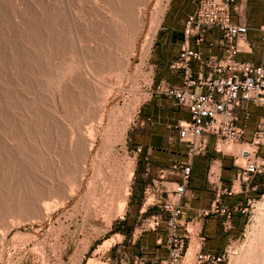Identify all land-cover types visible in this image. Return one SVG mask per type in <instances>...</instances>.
Listing matches in <instances>:
<instances>
[{"label":"rangeland","instance_id":"1","mask_svg":"<svg viewBox=\"0 0 264 264\" xmlns=\"http://www.w3.org/2000/svg\"><path fill=\"white\" fill-rule=\"evenodd\" d=\"M122 3L121 0H0V7L4 9L0 8V45L6 43V51H9L11 46H8L15 44L16 48L19 47L20 56L23 53L21 59L17 60L20 64L14 62V68L18 71L10 67L13 65L9 52H6V57L11 59L7 58L9 63L5 62L4 65L11 64L6 66L11 68V72L0 61V68L4 67L1 72L8 71L3 75L0 72V86L3 87L0 91L2 93L7 88L6 92L12 87L10 91L15 93H12L13 97L7 95L10 91L6 92L7 96L3 93L4 97L0 94L2 99H8L5 101L7 107L11 106V112L7 111L9 117L2 111L7 108L3 105L5 103H0V113L3 112L0 115L9 117L8 120L3 116L0 118V264H88L89 261L91 264H107L105 260L111 253L105 252L112 250L110 247L113 243L120 242L126 250L132 246L127 239L136 221L137 203L144 182L139 157L127 148L126 138L136 123L141 105L155 96L152 91L159 81L151 59L159 42L166 0H146L144 6L140 1L127 0V17L121 14L124 13L120 6ZM36 16L46 22H39ZM31 24L34 28H30ZM38 26L44 31L39 32ZM31 29L34 31L32 34ZM34 33L37 41H32ZM3 34L6 39L1 37ZM101 53L109 55L113 70L99 64L97 59L100 57V62L106 61ZM116 60L125 62V67H114ZM12 72L16 75H12ZM85 78H89V81ZM8 84L12 86L8 88ZM63 87L68 88L74 101L67 100ZM50 110L63 119L62 123L70 127L68 129L72 134L77 126L83 132L93 134L95 147L86 158V171L81 172L73 158L68 173L63 172L61 164L57 165L55 157L57 159L61 147L67 151L68 143L61 127L54 124L56 116L50 118ZM11 124L18 129H15V134L20 132L19 136L10 132L13 128ZM230 148L237 150L238 146ZM230 148L222 151L233 153ZM97 155L99 163L94 166ZM128 162L129 165H126ZM236 164L243 165V161L240 159ZM129 173L132 175L129 195L122 212L116 213L115 199L103 205L95 204L99 198V193L94 192L95 180L115 175L116 183L126 179ZM26 178L45 185L49 182L52 190L48 188V194L37 195ZM57 186L62 195L60 192L58 194ZM41 197L47 216L30 217L31 220L23 216L26 209L22 212L20 208V213L16 208L19 211L16 217L11 211L12 207L26 205L29 200L35 205L34 202ZM255 200L259 201V197ZM130 201L133 218L128 226L125 218ZM6 212L11 213V217ZM258 212L256 203L251 217L245 219L240 232L228 244L223 264H264V210L259 220ZM191 257L189 255L186 261L189 262Z\"/></svg>","mask_w":264,"mask_h":264},{"label":"built area","instance_id":"2","mask_svg":"<svg viewBox=\"0 0 264 264\" xmlns=\"http://www.w3.org/2000/svg\"><path fill=\"white\" fill-rule=\"evenodd\" d=\"M196 2L195 11L185 20L178 56L168 65L171 73L180 76V83L163 80L152 91L189 113V120L178 122L174 127L179 143L184 146V159L157 169L154 175L150 161L145 159L136 221L127 239L133 245L141 235L161 231L166 257L157 264H223L227 247L218 256L203 250L204 223L208 219L219 220L222 230L228 232L233 228L235 215L249 219L257 201L246 194L258 189V185L252 184L255 178L264 179V117L258 121L249 140L244 139L245 126H238L239 113L246 105L264 108V62L257 65L236 60L239 53H250L251 43L247 39L248 27L232 20L234 0ZM211 30L221 33L216 43L219 56L204 55L199 49ZM260 33L264 43V23ZM192 63L197 64L196 70ZM148 123L149 119H143L136 120L135 124L142 127ZM210 137L214 140V151L231 157L238 172L226 186L219 167L209 165L205 176L211 195L209 206L186 217L193 160L206 154ZM232 146H238V150L227 154L222 151ZM139 152V148L135 150ZM240 159L243 165L236 164ZM240 196L245 197L244 203L239 198L225 203V199ZM260 200L264 201V193ZM191 245L192 257L187 262ZM134 264L144 262L137 258Z\"/></svg>","mask_w":264,"mask_h":264},{"label":"crops","instance_id":"3","mask_svg":"<svg viewBox=\"0 0 264 264\" xmlns=\"http://www.w3.org/2000/svg\"><path fill=\"white\" fill-rule=\"evenodd\" d=\"M197 7L196 0H169L159 28V42L152 54V64L156 69L157 81H169L173 84L180 83V76L168 70L169 63L178 56L180 44L183 41L184 23L188 15L192 14ZM232 20L236 24H245L248 27L247 39L251 43L250 53H239L236 57L240 62H251L260 64L264 62V43L261 41L260 28L264 23L263 0H234L232 6ZM221 33L211 30L205 37V42L199 48L204 55L219 56L220 50L216 43ZM192 44V42H190ZM209 45H212L209 48ZM196 70L197 64L192 63ZM158 82V83H159ZM248 118L245 119V115ZM264 117V108L246 105L239 113L238 126H245L244 139L249 140L255 131L258 121ZM149 119L150 123L140 127L134 124L130 129L126 144L131 153L139 157L141 166L145 159L152 165L153 175L157 169L167 167L175 162L183 161L184 146L179 143L177 131L174 129L178 122L189 120L186 109L177 107L171 99L155 95L141 105L138 112V120ZM214 140H208L206 154L193 160L192 175L190 182V199L186 203V217H191L199 209L209 206L211 195L205 183L206 170L209 165L215 164L219 167L224 185L229 186L236 178L238 168L235 167L231 157L225 155L215 157L219 154L214 151ZM139 153H135L136 149ZM263 184L260 186V184ZM253 185H258L256 191H250L247 197L256 199L264 193V179L255 178ZM243 203L245 197H233L225 199V203H232L236 199ZM138 208V203H137ZM133 205L130 201L125 220L126 225L132 222ZM245 217L235 215L233 217V228L224 232L219 220L208 219L204 223L203 233L206 237L204 252L212 255H221L231 239L236 237L244 224ZM124 224V223H123ZM117 235V234H116ZM124 237V236H123ZM165 237L159 231L157 233H146L141 235L137 241L124 249L120 242L113 243L105 253L110 252L106 258L107 264H134L137 258L142 259L144 264H157L166 257Z\"/></svg>","mask_w":264,"mask_h":264},{"label":"bare ground","instance_id":"4","mask_svg":"<svg viewBox=\"0 0 264 264\" xmlns=\"http://www.w3.org/2000/svg\"><path fill=\"white\" fill-rule=\"evenodd\" d=\"M3 1V0H2ZM53 1H58V0H53ZM105 1V0H104ZM134 1H140V3L142 4V6H144V4H145V2H146V0H134ZM123 2V3H122ZM121 3L122 4H120V6H121V8H122V10L124 11V13H121V14H125V16L127 17V15H126V10H125V7L127 6V0H121ZM119 4V3H118ZM139 4V3H138ZM129 5V4H128ZM8 7V6H7ZM1 9H2V7H0ZM42 9V8H41ZM142 9H143V7H142ZM2 10H4V9H2ZM10 10V9H9ZM120 10V9H119ZM1 12H3V11H1ZM40 12V11H39ZM53 12V11H52ZM137 12V11H136ZM1 14V13H0ZM143 14V13H142ZM35 15V14H34ZM33 16V15H32ZM1 17V16H0ZM34 17V16H33ZM36 19L38 18V16H36L35 17ZM42 18V17H41ZM125 18V17H124ZM38 21L39 20H41L42 22L44 21L43 19H37ZM154 20H155V17H154ZM159 20V19H158ZM158 20H157V22H158ZM5 21V20H4ZM8 21V20H7ZM33 21V20H32ZM37 21V22H38ZM34 22V24H36L35 22H36V20H34L33 21ZM32 22V23H33ZM40 22V21H39ZM46 21H44V23H45ZM134 22V21H133ZM156 22V23H157ZM6 23V22H5ZM8 23V22H7ZM22 23V22H21ZM23 23H24V21H23ZM1 24V23H0ZM10 24V23H9ZM17 24V23H16ZM41 24H43V23H41ZM133 24V23H132ZM33 24H31V26H32ZM36 25H39V26H41L40 24H36ZM35 25V26H36ZM43 25H45V24H43ZM47 25V24H46ZM104 25V24H103ZM157 25H158V23H157ZM156 25V26H157ZM4 27H5V25H3ZM8 26V25H7ZM38 26V27H39ZM3 27V28H4ZM10 27V26H9ZM18 27V26H17ZM37 27V26H36ZM35 27V28H36ZM128 27V26H127ZM30 28H34L33 26L32 27H30ZM46 28V27H45ZM55 28V27H54ZM59 28V27H58ZM64 28V27H63ZM8 29V28H7ZM42 29V28H41ZM41 29H40V27H39V32H43L44 30H42L41 31ZM47 29V28H46ZM36 30V29H35ZM111 31V30H110ZM1 32V31H0ZM2 32H3V30H2ZM34 32V31H33ZM32 32V29H31V34L33 33ZM57 32V31H56ZM106 32H107V30H106ZM21 33V32H20ZM23 34V33H22ZM35 34V33H34ZM55 35V34H54ZM106 35V34H105ZM32 36V35H31ZM57 36V35H56ZM1 37H3V38H5L6 36H4V34L1 36ZM33 37V36H32ZM32 37H31V39H32ZM40 37H42V36H40ZM65 37V36H64ZM63 37V38H64ZM34 39L32 40V41H37V37H36V34L34 35V37H33ZM95 38V37H94ZM110 38V37H109ZM6 39V38H5ZM4 39V40H5ZM9 40V39H8ZM14 40V39H13ZM3 41V40H2ZM11 41V40H10ZM31 41V42H32ZM73 42V41H72ZM11 43V42H10ZM12 43H14V41L12 42ZM4 45H2V43H1V45H0V61H2V64L4 65V64H6L5 62H8V60H7V58L9 57H6V55H7V53L9 52L10 53V55L12 56V65L13 66H10V65H6V66H10L11 68H13V69H15V70H17V68H14L15 67V61H17V60H19V59H21L20 57L23 55V53H22V55L20 56V51H19V47H15L16 45L15 44H13V45H9L8 47H10L9 48V51L7 50L6 51V49H7V45H6V43H3ZM9 44V43H8ZM19 44V43H18ZM35 44V43H34ZM13 46V47H12ZM103 46V45H102ZM48 48V47H47ZM70 48V47H69ZM94 48V47H93ZM102 48V47H101ZM53 49H54V47H53ZM55 49H56V47H55ZM89 49V48H88ZM99 49V48H98ZM102 49H104V48H102ZM58 50V49H57ZM71 50V49H70ZM91 50H93V49H91ZM90 50V51H91ZM100 50V49H99ZM52 51H55V50H52ZM7 52V53H6ZM87 52H88V50H87ZM96 52V51H95ZM98 52V51H97ZM96 52V53H97ZM100 52H102V51H100ZM118 52V51H117ZM58 53H60V52H58ZM91 53V52H90ZM94 53V52H93ZM52 54V53H51ZM72 54V53H71ZM88 54V53H87ZM102 54V53H101ZM49 55H50V53H49ZM59 55V54H58ZM57 54H56V56H58ZM108 55V54H107ZM10 56V57H11ZM54 56V55H53ZM55 56V57H56ZM62 56V55H61ZM97 56V55H96ZM36 57H37V55H36ZM75 57V56H74ZM90 57V56H89ZM93 57V56H92ZM99 57V56H98ZM97 57V58H98ZM102 57H103V60L105 59L106 61L103 63V61H101L100 62V58H96L97 60H98V62H99V64L101 63V65L102 66H104V67H107V68H110L111 69V63H110V59H109V55L108 56H106V54H102ZM22 58H24V56L22 57ZM30 58V57H29ZM54 58V57H53ZM95 58V57H94ZM8 59H11V58H8ZM52 59V58H51ZM56 59V58H55ZM100 59V60H99ZM7 60V61H6ZM23 60V59H22ZM26 60V59H25ZM37 60H38V58H37ZM62 60V59H61ZM56 61V60H55ZM114 61V60H113ZM127 61V60H126ZM15 62V63H14ZM18 63H19V61H17ZM22 62H25L24 60L22 61ZM27 62V61H26ZM98 62H96V63H98ZM9 63V62H8ZM95 63V64H96ZM20 64V63H19ZM36 64V63H35ZM125 62H123V61H117L116 60V64H115V66L114 67H116L117 69H121L122 67H125ZM5 66V65H4ZM5 66V67H6ZM97 66H98V64H97ZM100 66V65H99ZM98 66V67H99ZM10 67H6L7 68V70L10 68ZM93 67V66H92ZM1 68H4L3 66L1 67ZM1 68H0V72L2 71L1 70ZM6 68H5V70L4 71H6ZM11 68L9 69V72H11L10 70H11ZM102 67H100V69H101ZM106 69V68H105ZM115 69V68H114ZM15 70H13L15 73L18 71H15ZM106 70H109V69H106ZM111 70H113V69H111ZM14 72H12L13 74L12 75H14L15 73ZM2 73V72H1ZM0 73V74H1ZM3 73H8V71H6V72H3ZM3 73L1 74V75H3ZM5 75V74H4ZM10 75H11V73H10ZM16 75V74H15ZM8 77V76H7ZM11 77V76H10ZM9 77V78H10ZM12 78V77H11ZM10 78V79H11ZM13 79V78H12ZM89 78H85V80H87V81H89L88 80ZM82 80H84V79H82ZM1 82V81H0ZM9 82H10V80H9ZM12 82V81H11ZM86 81H84L83 83H85ZM94 83V82H93ZM12 84V83H11ZM86 84V83H85ZM2 85V84H1ZM5 86L6 85H4V88H5ZM7 86H9V84L7 85ZM10 86H12V85H10ZM10 86L8 87V88H10ZM0 88H1V86H0ZM12 88V87H11ZM10 88V89H11ZM2 89H3V87L1 88V91H2ZM7 89V88H6ZM5 89V90H6ZM10 89L8 90V91H10ZM15 89V88H14ZM5 90H3L4 92H2L1 93V91H0V94H2V96L1 97H4V95H3V93H5V95H6V92H8V91H6L5 92ZM64 92H65V96H66V98H67V100H71L72 99V97H71V95H70V91L68 90V88L66 89V87H63V89H62ZM69 92H68V91ZM84 90V89H83ZM11 91H12V89H11ZM11 91H10V93L9 94H11V95H9V94H7L8 96H12V93H14V92H12L11 93ZM6 95V96H7ZM13 95H15V93L13 94ZM0 97V98H1ZM13 97V96H12ZM11 97V98H12ZM20 97V96H19ZM25 97V96H24ZM10 98V97H9ZM3 99H5V98H3ZM3 99L1 98L0 99V101L2 100V102H0L1 104L2 103H5V101L7 100L8 101V99H5L4 100V102H3ZM15 99V98H14ZM43 100V99H42ZM73 100V99H72ZM74 101V100H73ZM3 105H6V107H7V102L5 103V104H3ZM1 106V105H0ZM15 106V105H14ZM6 107H3L2 106V108H6ZM11 107V106H10ZM10 107H7L5 110H3L2 109V111H5L4 113V115H6V113H7V116H9L10 117V113L8 114V110H9V108ZM19 108V107H18ZM0 109H1V107H0ZM9 112H11V110H9ZM55 112H56V109H55ZM35 113V112H34ZM47 113V112H46ZM0 114H3V112L2 113H0ZM45 114V113H44ZM4 115H2L3 117H4ZM52 115L55 117L56 116V119H55V121H54V124L55 125H57L58 127H61V129H62V133L64 134V136H65V138H66V141H67V143H68V145L66 146L67 147V151H64V149H62V147L60 148V150L58 151V153H57V159H56V157H55V160H57V165L59 166V164H61V168L63 169V172H67L68 173V171H70V168H69V163H70V161H71V159L73 158L75 161H77V163H78V168L80 169V171L81 172H84V171H86V158H87V156L88 155H90L92 152H93V150H94V147H95V139L92 137V135L90 134V132L89 133H85V132H83L80 128H78V124L77 125H75V126H77V130L74 132V134H72V131L71 130H69L68 128H70V127H66L63 123H62V120L63 119H59V117L57 116V114L55 115L54 114V112H53V110H50V118L52 117ZM72 115V114H71ZM1 115H0V118L2 117ZM7 116H6V118H5V120H8V118H7ZM74 116H75V118H77L78 116L75 114V112H74ZM15 117V116H14ZM46 117V116H45ZM73 118V117H72ZM74 118V119H75ZM11 119V118H10ZM13 119V118H12ZM17 119V118H16ZM1 120V119H0ZM2 121V120H1ZM4 121V120H3ZM12 121V120H11ZM15 121V120H14ZM75 121V120H74ZM16 122V121H15ZM45 122H46V119H45ZM3 123V122H2ZM5 123H6V121H5ZM4 123V124H5ZM20 123V122H19ZM7 124V123H6ZM16 124V123H15ZM14 124V125H15ZM73 124H74V122H73ZM12 125V131H10L11 133H14L15 132V129H17L16 127H14L13 126V124H11ZM18 125V124H17ZM68 125V124H67ZM4 126H6V125H4ZM45 126V125H44ZM69 126V125H68ZM74 126V127H75ZM8 127V126H7ZM6 128V127H5ZM5 128H3V130H5ZM46 128V127H45ZM76 128V127H75ZM72 129V128H71ZM18 130V129H17ZM75 130V129H74ZM91 130V129H90ZM7 131H9V130H7ZM46 131V130H45ZM88 131V130H87ZM86 131V132H87ZM121 132V131H120ZM104 133V132H103ZM19 134H20V132L19 133H14V135H17V136H19ZM47 134V133H46ZM124 134V133H123ZM47 135H49V134H47ZM12 136V135H11ZM38 136V135H37ZM48 137V136H47ZM46 144V143H45ZM100 145V144H99ZM98 145V146H99ZM105 145V144H104ZM64 146V145H63ZM65 147V146H64ZM101 147V146H100ZM104 148V147H103ZM56 149V148H55ZM55 149H53V150H55ZM58 149V148H57ZM99 149V148H98ZM231 150H233V151H237V150H235V149H233V148H230ZM4 150V149H3ZM8 151V150H7ZM99 150H97V152H98ZM33 152H34V150H33ZM228 152V151H227ZM0 153H2V152H0ZM3 153H4V151H3ZM8 153V152H7ZM5 154H6V152H5ZM97 154V153H96ZM99 155V154H98ZM98 155L96 156V158H95V160H94V162H93V165L94 166H96L98 163H99V157H98ZM76 156V157H75ZM4 157V156H3ZM3 157H2V159H3ZM6 157V156H5ZM11 157V156H10ZM7 158V157H6ZM107 158V157H106ZM112 158H114L115 159V156H113ZM37 159V158H36ZM48 159V158H47ZM101 159V158H100ZM9 160V159H8ZM50 160V159H49ZM54 160V161H55ZM9 161H11V159L9 160ZM53 161V160H52ZM73 161V160H72ZM4 162V161H3ZM2 162V163H3ZM32 162V161H31ZM5 163V162H4ZM16 163V162H15ZM132 163V162H131ZM8 164V163H7ZM7 164H5V165H7ZM55 164H56V162H55ZM71 164V163H70ZM39 165V164H38ZM57 165L56 166H54V168H56L57 167ZM126 165H129V162H128V164H126ZM131 166V165H130ZM13 167V166H12ZM52 167V166H51ZM129 167V166H128ZM17 168V167H16ZM20 168V167H19ZM18 168V169H19ZM95 168V167H94ZM97 168H99V167H97ZM4 169H6V168H4ZM17 169V170H18ZM30 169V168H29ZM109 169H111V168H109ZM108 169V170H109ZM20 170V169H19ZM19 170H18V173L20 174L21 172H19ZM33 170H34V168H33ZM128 170V169H127ZM107 171V170H106ZM62 172V171H61ZM127 172V171H126ZM130 172H132V171H130ZM27 173V172H26ZM57 174V173H56ZM21 175H24V176H26L27 174H21ZM33 175V174H32ZM101 175V174H100ZM34 176V175H33ZM38 176V175H37ZM81 176V175H80ZM82 176H83V174H82ZM98 176V175H97ZM97 176H96V178H97ZM105 176V175H104ZM14 177V176H13ZM35 177H36V175H35ZM94 177V176H93ZM101 177V176H100ZM131 177H132V175H131V173H129L128 174V177L126 178V179H122V181H118V182H114L115 181V175H110L109 177H106L105 179H101V180H99V181H94L95 182V187H94V192L95 191H97V193H99V198L97 199V201H96V203L95 204H97L98 205V203H102V205L104 204V203H106V202H108V201H110L111 199H115L116 200V202H117V206H116V208H118V210H117V212L116 213H119V212H122L123 211V209H124V207H125V204H126V199H127V197H128V195H129V190H128V187H129V182H130V179H131ZM15 178V177H14ZM32 178V177H31ZM104 178V177H103ZM27 179H29V178H26V180ZM94 179V178H93ZM18 180V179H17ZM44 180V179H43ZM98 180V179H97ZM8 181V180H7ZM28 181H30V179L28 180ZM93 181V180H92ZM6 182V181H5ZM9 182V181H8ZM91 182V181H90ZM93 182V183H94ZM92 183V182H91ZM29 185L31 184L34 188H32V189H34L33 190V192L34 193H36L37 195H41V194H45V193H47L48 194V188L49 187H53V186H51V183H49L48 182V185H45V184H43V182H36L35 180H32L31 179V181L28 183ZM91 185H93V184H91ZM59 186H61V185H59ZM59 186H57V188H56V190L58 191V187ZM6 187V186H5ZM12 187H14V186H12ZM11 187V188H12ZM16 187V186H15ZM43 187H45V190H43L44 188ZM47 188V189H46ZM62 188V187H61ZM31 189V190H32ZM49 189H51L52 190V188H49ZM61 190H63V189H61ZM12 191V190H11ZM14 191V190H13ZM55 191V190H54ZM56 192V191H55ZM59 192L61 193V191H58V194H59ZM57 193V192H56ZM96 193V194H97ZM16 194V193H15ZM14 194V195H15ZM35 194V195H36ZM63 193H61V195H62ZM94 194V193H93ZM95 194V195H96ZM42 196V195H41ZM44 196H46V195H44ZM43 196V197H44ZM98 196V195H97ZM13 197H15V196H13ZM19 197V196H18ZM18 197H17V199H18ZM31 197H32V194H31ZM34 197V196H33ZM32 197V198H33ZM40 197V196H39ZM43 197H41L40 199H38L39 201L38 202H40V204L41 205H39V203L37 202V201H35L34 203H35V205H36V203H37V206H35L34 204H33V202L31 203L30 202V200H29V203L28 204H22V203H24V202H22L21 204L22 205H20V206H14V207H12V208H14V209H12L11 208V211L13 212V213H15L16 214V212H17V210L18 209H16V208H19V211H20V208H21V211L23 212L25 209V211L24 212H26V213H23V216L25 215V219H26V217H28V218H32V219H34L33 217L34 216H38V217H43L44 215H46L47 216V209L45 208L46 207V205H45V203L42 205V203L43 202H41L40 200L43 198ZM47 197V196H46ZM96 197V196H95ZM94 197V198H95ZM27 198V197H26ZM31 199V198H30ZM19 200V199H18ZM33 200V199H32ZM31 200V201H32ZM94 200V199H93ZM14 201H15V199H14ZM18 202V201H17ZM91 202V201H90ZM110 202H112V200L110 201ZM26 203V202H25ZM257 203V210L259 211L258 212V216H257V219L259 220L260 218L259 217H261L262 216V212L261 211H263L264 210V201L263 200H260V201H257L256 202ZM255 203V204H256ZM2 204V203H1ZM0 204V205H1ZM14 204H16V203H14ZM33 204V205H32ZM44 205H45V207H44ZM13 206V205H12ZM96 206V205H95ZM113 206V205H112ZM3 207H5V206H3ZM9 207V206H8ZM2 208V207H1ZM93 208V207H92ZM106 208V207H105ZM16 209V210H15ZM96 209H98L97 207H96ZM95 209V210H96ZM101 209V208H100ZM1 210V209H0ZM15 210V211H14ZM7 211H10V210H7ZM10 211V212H11ZM19 211L17 212V213H19ZM21 211H20V213H21ZM94 211V210H93ZM97 211V210H96ZM96 211H95V213H96ZM7 213V212H6ZM6 213H4L5 215H6ZM111 213V212H110ZM10 217H11V213H7ZM15 214H13V216L15 215ZM108 214V213H107ZM112 214V213H111ZM8 216V217H9ZM17 216V214L15 215V217ZM18 216H19V214H18ZM22 216V218H24ZM45 216V217H46ZM5 217H7V215L5 216ZM30 218V219H31ZM108 218V217H107ZM29 219V220H30ZM31 219V220H32ZM18 220V219H17ZM26 221V220H25ZM9 226V225H8ZM192 251H193V245H191L190 247H189V254H188V256L189 255H191V253H192ZM258 257V256H257ZM259 259V258H258ZM90 263V261L88 262V264ZM91 264V263H90Z\"/></svg>","mask_w":264,"mask_h":264}]
</instances>
